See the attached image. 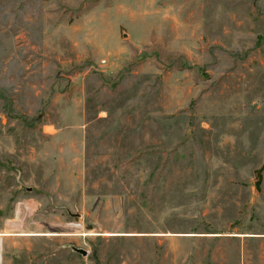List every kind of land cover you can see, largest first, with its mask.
<instances>
[{"label":"rangeland","instance_id":"1","mask_svg":"<svg viewBox=\"0 0 264 264\" xmlns=\"http://www.w3.org/2000/svg\"><path fill=\"white\" fill-rule=\"evenodd\" d=\"M263 157L264 0H0V264H264Z\"/></svg>","mask_w":264,"mask_h":264},{"label":"trees","instance_id":"2","mask_svg":"<svg viewBox=\"0 0 264 264\" xmlns=\"http://www.w3.org/2000/svg\"><path fill=\"white\" fill-rule=\"evenodd\" d=\"M262 169H264V157H263V163H262V165H261V167L260 168H258V169H256L255 170V187L258 189V184H259V181H260V171L262 170Z\"/></svg>","mask_w":264,"mask_h":264},{"label":"water","instance_id":"3","mask_svg":"<svg viewBox=\"0 0 264 264\" xmlns=\"http://www.w3.org/2000/svg\"><path fill=\"white\" fill-rule=\"evenodd\" d=\"M70 249L73 250L76 253H79L80 255L84 256L86 254V251L82 248L70 246Z\"/></svg>","mask_w":264,"mask_h":264}]
</instances>
